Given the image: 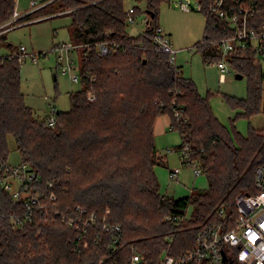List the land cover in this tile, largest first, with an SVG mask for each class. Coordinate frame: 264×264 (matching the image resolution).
<instances>
[{
  "label": "trees",
  "instance_id": "16d2710c",
  "mask_svg": "<svg viewBox=\"0 0 264 264\" xmlns=\"http://www.w3.org/2000/svg\"><path fill=\"white\" fill-rule=\"evenodd\" d=\"M48 1L16 23L29 21L34 13L39 17L64 13L69 18V41L82 46L79 72L88 78H82L79 91L68 93L69 110L57 112L50 128L24 103L17 59L0 60V163L7 162L11 136L20 163L40 177V190L56 196L54 202L43 199L32 219L17 227L10 217L23 212L22 203H13L0 186V264H128L131 248L144 264H158L163 252L178 257L193 248L202 227L222 223L219 210L233 221L236 198L254 193V171L264 164V129L249 128L246 138L229 133L214 117L208 95L201 97L179 67L154 49L150 30L158 26L160 3L169 0H137L145 2L147 15V28L137 36L126 32L129 0L41 4ZM199 1L205 5L208 0ZM15 8L16 0H0V27L12 19ZM133 8L134 16L139 10ZM213 35L206 23L203 44L197 46L204 51L205 62L219 59L213 44L220 36ZM5 40L1 33L0 47L11 49ZM102 42L119 43L125 50L99 56L95 46ZM231 62L247 79V96L226 97L227 104L240 111L237 117H264L263 67L249 55ZM89 92L93 101L87 100ZM177 105L187 119L178 130L182 142L177 149L189 146L207 188L172 199L161 194L155 174L164 162L153 129L163 114L170 116L172 129V107ZM76 206L94 213L98 225L121 227L116 252L107 237L94 243V230L85 242L78 241L73 229L54 216L55 209L65 212ZM167 216L171 221H165ZM181 216L184 219L177 224L175 219Z\"/></svg>",
  "mask_w": 264,
  "mask_h": 264
},
{
  "label": "built area",
  "instance_id": "2783aa9c",
  "mask_svg": "<svg viewBox=\"0 0 264 264\" xmlns=\"http://www.w3.org/2000/svg\"><path fill=\"white\" fill-rule=\"evenodd\" d=\"M169 2L184 12L196 10L203 13L208 28L214 33L213 37L220 36L213 44L219 59L217 62H210L219 70L220 82L224 81L226 75L230 73L226 62H230L234 57L249 55L263 67L264 0H208L205 5L199 0H193V2L191 0H169ZM133 13L134 8L129 7L126 23H135ZM21 17L23 16L15 10L12 19L0 27V34L18 25L16 21ZM150 33L154 49L165 54L169 63L176 67L177 51L173 49L169 37L159 26L151 29ZM207 44H212V42L208 41ZM95 47L99 56H106L118 49L125 50L116 42H102L96 44ZM81 48V45L67 41L54 45L50 51L57 56L58 65L63 64V70L67 73L74 69L71 55ZM11 58L17 59L21 66L26 59L34 64L37 63L39 55L28 54L25 48L20 46L13 53L0 56V60ZM83 77L88 78V75H81L79 72L78 76H71V80L80 83ZM94 99L93 93L89 92L87 100L93 101ZM172 114L175 120L172 129L180 130L187 121L183 107L173 106ZM56 115L55 109H51L49 115L45 117L48 127L55 126ZM177 151L180 153V165L189 166L194 177L199 176L201 171L198 162L192 158L189 146L184 144ZM0 170L2 172L0 186L3 192L13 203H22L23 212L18 216L10 217L15 226L21 227L30 221L35 207H43V199L47 198L50 202L56 200L52 192L47 196L44 191L40 190V177L28 165L22 163L11 165L8 162H1ZM178 173V169L169 170L168 180L174 181ZM48 188L52 189V185L48 184ZM235 206L236 216L233 221L228 222L223 210H219L218 214L223 219L222 223L202 227L195 236L193 248L178 257L163 252L158 264H264V164L254 171V193L239 195L235 200ZM54 216L73 229L78 241L85 242L90 231L94 230L96 232L94 243L107 237L109 248L114 252L121 243L122 229L119 225H98L94 213H88L78 206L74 209H66L65 212L55 209ZM183 219V216L178 217L175 222L178 224ZM165 221H171V218L167 216ZM171 241L172 238H169L168 242L171 243ZM128 264H144L140 254L134 248L130 249Z\"/></svg>",
  "mask_w": 264,
  "mask_h": 264
},
{
  "label": "rangeland",
  "instance_id": "374dc122",
  "mask_svg": "<svg viewBox=\"0 0 264 264\" xmlns=\"http://www.w3.org/2000/svg\"><path fill=\"white\" fill-rule=\"evenodd\" d=\"M16 12L25 16L39 10L45 0H16ZM193 2V0H191ZM40 6V8L38 7ZM129 7H137L139 12L134 15L135 23H126V32L130 36L142 34L147 28L145 2L129 0ZM38 7V8H37ZM64 13H59L63 15ZM158 26L170 37L173 49L177 51L176 66L181 75L190 79L196 86L197 93L201 97L208 95L211 111L218 122L232 134L236 131L241 137L246 138L249 128L255 130L264 129V117L262 114L249 118L237 117L239 110H233L227 104L225 98L245 99L247 96V79H235L236 70L233 62H226V79L220 82V72L209 61L204 60L203 50L197 46L202 43L206 26V17L203 13L194 11L184 12L175 7L169 1H163L159 5L157 18ZM69 18L57 17L53 19L39 17L38 13L30 16L29 21L8 28L3 34L5 44H11V49L1 46L0 56L9 55L11 51L22 46L28 54H38L37 63L29 59L20 66V89L24 95V103L31 108L34 115L44 119L52 108L56 112L69 110L68 93L80 90V83L71 80V76L79 75V63L81 49L71 55L73 70L64 72L63 64L58 65L57 56L50 50L54 45L69 40ZM71 31V29H70ZM45 54V55H44ZM218 61V60H217ZM214 61V62H217ZM264 67V65H263ZM264 69V68H263ZM170 116L163 114L157 117V132L154 135L155 147L159 153H167L168 168L179 166L180 153L177 146L182 142L179 131L171 129L167 122ZM154 134V129H153ZM9 155L7 162L11 165L20 163V155L16 150L13 137L7 138ZM181 182L190 186L194 182L195 190L207 188L206 178L201 172L194 180V173L189 166H181ZM168 168H155V174L159 183L160 192L164 189L165 176ZM172 195V193H171Z\"/></svg>",
  "mask_w": 264,
  "mask_h": 264
},
{
  "label": "crops",
  "instance_id": "0c3cea01",
  "mask_svg": "<svg viewBox=\"0 0 264 264\" xmlns=\"http://www.w3.org/2000/svg\"><path fill=\"white\" fill-rule=\"evenodd\" d=\"M50 1L44 3V4H41L40 6H44L45 4L49 3ZM40 6H38L40 8ZM16 7H17V1H16ZM37 7V8H38ZM42 8V7H41ZM16 9V8H15ZM19 14V13H18ZM22 14V13H21ZM20 14V15H21ZM57 17H63V15H59V14H55V15H52V16H46V17H42V18H49V19H53V18H57ZM68 29H69V26H68ZM165 33V32H164ZM166 34V33H165ZM168 36V34H166ZM169 37V36H168ZM170 39V37H169ZM69 41V40H68ZM171 42V40H170ZM62 43V42H61ZM59 44V43H58ZM11 45V44H10ZM171 45H172V42H171ZM173 47V45H172ZM15 50L11 51V53H13ZM177 67V66H176ZM54 109V108H52ZM48 116V115H47ZM46 117V116H45ZM169 125H170V122L168 121L167 122ZM157 124L155 125L154 127V135H156V133H159L157 132ZM157 127V128H156ZM155 138L154 137V141H155ZM157 140V138H156ZM178 147V146H177ZM158 151V150H157ZM161 156H163V162H164V166L161 167V168H168V161H167V153L165 151H163L162 153H159ZM160 168V167H159ZM171 169H178L179 170V173H178V176L177 178L174 180V181H169L168 180V172L169 170ZM181 170H182V167L179 166L177 164V166L173 167V168H168V172H166V176H165V184H164V189L163 191L161 192V194L165 197H168V198H172V199H179V198H184L186 196L189 195V193L194 189V182L190 185V186H187L186 184H184L183 182H181ZM198 177V176H197ZM197 177H194V180L197 178ZM207 184V182H206ZM160 188V187H159ZM172 193V195H171Z\"/></svg>",
  "mask_w": 264,
  "mask_h": 264
},
{
  "label": "water",
  "instance_id": "95a60500",
  "mask_svg": "<svg viewBox=\"0 0 264 264\" xmlns=\"http://www.w3.org/2000/svg\"><path fill=\"white\" fill-rule=\"evenodd\" d=\"M152 16V15H151ZM243 78V76L242 75H240V74H235V79H237V80H241ZM224 261H226V259L224 258Z\"/></svg>",
  "mask_w": 264,
  "mask_h": 264
}]
</instances>
